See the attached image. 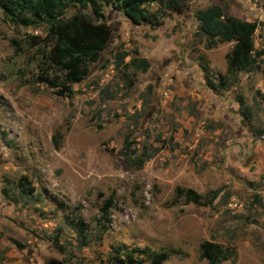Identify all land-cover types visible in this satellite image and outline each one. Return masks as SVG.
Masks as SVG:
<instances>
[{
	"label": "rangeland",
	"instance_id": "1",
	"mask_svg": "<svg viewBox=\"0 0 264 264\" xmlns=\"http://www.w3.org/2000/svg\"><path fill=\"white\" fill-rule=\"evenodd\" d=\"M175 1L146 5L141 25L103 3L106 49L64 87L43 57L47 25L0 10V264H153L160 252V264H207L203 241L227 251L219 264H264V0ZM213 4L255 23V62L235 77L233 43L206 48L198 33L196 11ZM83 11L95 20L78 6L67 16ZM125 140L150 158L132 165Z\"/></svg>",
	"mask_w": 264,
	"mask_h": 264
},
{
	"label": "trees",
	"instance_id": "2",
	"mask_svg": "<svg viewBox=\"0 0 264 264\" xmlns=\"http://www.w3.org/2000/svg\"><path fill=\"white\" fill-rule=\"evenodd\" d=\"M168 7L179 11L175 0H165ZM157 0H0V10L9 22L15 25L30 26L36 22L47 25L45 43H48L43 57L49 64L62 73V87L66 83H77L83 79L90 63L96 62L111 37L110 27L104 22L101 14L102 4L108 3L117 7L134 25L150 22V14L146 5ZM78 6L82 10H90L92 19L85 11L67 16V10ZM198 33L205 38V47L213 48L222 43H233L226 55V73L235 77L239 72L248 69L254 62L252 35L255 23L228 16L218 5H209L196 11ZM141 70L148 67L147 61L142 58L135 63ZM38 81L56 86L44 75H39ZM61 95V92L60 94ZM125 158L134 166H140L150 158H131L128 149L129 141L125 140ZM176 193L184 195L188 200L197 203L200 196L192 189L177 188ZM112 205L109 197L103 202L101 216L106 217ZM79 224L77 232L82 239L85 238ZM84 245L86 242H82ZM199 258L206 260L207 264H219L228 259V253L218 244L203 241L199 245ZM167 259L166 252L156 253L151 261L160 264ZM138 260L126 255L117 259L118 264H136Z\"/></svg>",
	"mask_w": 264,
	"mask_h": 264
},
{
	"label": "water",
	"instance_id": "3",
	"mask_svg": "<svg viewBox=\"0 0 264 264\" xmlns=\"http://www.w3.org/2000/svg\"><path fill=\"white\" fill-rule=\"evenodd\" d=\"M262 137H264V134H262L261 136H260V138H262ZM257 139V137H253V140H256Z\"/></svg>",
	"mask_w": 264,
	"mask_h": 264
},
{
	"label": "flooded vegetation",
	"instance_id": "4",
	"mask_svg": "<svg viewBox=\"0 0 264 264\" xmlns=\"http://www.w3.org/2000/svg\"><path fill=\"white\" fill-rule=\"evenodd\" d=\"M262 116H264V110L262 111ZM262 138H264V137H262ZM257 139H258V137H257ZM257 139H256V140H257Z\"/></svg>",
	"mask_w": 264,
	"mask_h": 264
}]
</instances>
